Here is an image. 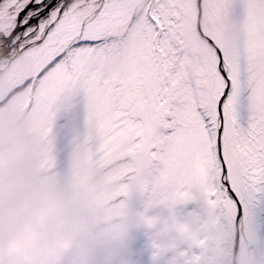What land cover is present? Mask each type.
<instances>
[{
	"label": "snow or ice",
	"instance_id": "obj_1",
	"mask_svg": "<svg viewBox=\"0 0 264 264\" xmlns=\"http://www.w3.org/2000/svg\"><path fill=\"white\" fill-rule=\"evenodd\" d=\"M254 5L264 14V0ZM193 6L189 42L165 0H0V62L26 56L32 69L0 92V108L28 90L24 115L52 159L56 106L82 91L93 135L75 155L116 202L169 192L175 211L202 199L235 229L264 193V55L201 22L235 15L236 0Z\"/></svg>",
	"mask_w": 264,
	"mask_h": 264
},
{
	"label": "bare ground",
	"instance_id": "obj_2",
	"mask_svg": "<svg viewBox=\"0 0 264 264\" xmlns=\"http://www.w3.org/2000/svg\"><path fill=\"white\" fill-rule=\"evenodd\" d=\"M165 4L170 10L178 9L183 15V19L177 25V30L189 42L194 41L195 37L191 33L197 21L195 8L192 7L193 11L191 12L188 9V11L183 10L174 2L170 4L166 2ZM243 9V0H236L235 15L229 17L223 16V19L220 18L219 22H216L218 21V17L216 16V21L213 18L211 26L219 31L220 29L227 28L229 29L228 32L231 30L240 33L238 22L241 19ZM201 22L204 24L206 22L210 23L207 19L201 20ZM241 37L240 49L245 53L246 47L254 41L243 35ZM21 57H17L15 61ZM9 65L0 62V74ZM27 94L28 90L17 94L4 107L0 108V152H5L11 148L15 138L24 130L18 127L19 124L23 123L28 131L39 132L43 137V143L40 145L38 152L39 158L45 167L49 169V175H55L57 184L56 196L72 208L75 215L80 216L83 211L82 205L95 199H103L108 203L109 207L105 221L107 219H112L113 221L119 219L127 224L126 215L134 213L138 209H150L151 214L158 218V223L152 227L128 228L124 238L121 239L113 238L105 233L103 230L104 221H101L99 223H90L85 230V236H95L102 242H106L105 252L116 264H119L122 260L128 261L129 264H156L152 263V261L159 258L157 257L159 250V248L157 249V244L161 246V244L166 242L160 231L158 232L157 230L165 224L169 217L168 212L171 211V199L167 202L168 204L152 206V201L159 198L158 194L160 192H157L141 196L133 195L118 203L115 200L116 193L99 184L97 179L99 175L93 176L87 173L86 169L91 164L75 155L77 150H82L87 146L85 142L93 135V129L87 117V101L82 91L73 90L65 93L56 106V115L50 136L53 152L51 154L52 159H49L47 154L48 139L24 115L23 108L26 107L24 97ZM32 173L33 167L31 163L28 160L22 162L16 172V176L21 180V184L7 193L4 191V180L0 177V229H3L5 226L8 208L21 192L27 188ZM71 181L78 182L80 187L78 189L74 188ZM174 212L177 222L182 225L192 224L196 227L203 226L208 217L213 214L206 208L202 199H194L185 205L177 207ZM222 219L227 232L229 234H236L234 251L236 254L238 250V263L242 264L243 262V264H246L245 253L247 243L243 232L240 235L238 234V231L241 230L240 221L237 222L234 229L230 221ZM166 227L168 228L169 226ZM223 234V232H220L209 236L207 239H203L198 245L195 258L190 259L192 264H205L206 261H211L212 264H215V260L218 257L217 246L219 238ZM240 238L241 241L244 240L242 244ZM147 250H151L150 253L154 252L151 257L146 255ZM186 258L187 255L184 252H180L173 255L171 260H167L166 264H182L181 261Z\"/></svg>",
	"mask_w": 264,
	"mask_h": 264
},
{
	"label": "clouds",
	"instance_id": "obj_3",
	"mask_svg": "<svg viewBox=\"0 0 264 264\" xmlns=\"http://www.w3.org/2000/svg\"><path fill=\"white\" fill-rule=\"evenodd\" d=\"M243 4L239 30L241 35L254 41L246 47L245 53L264 55V39L260 38L264 32V14L256 11L254 0H243ZM18 127L24 130L11 148L0 152V177L4 180L5 193L20 186L16 172L22 162L28 160L33 173L27 188L6 212L5 226L0 229V264H116L105 252L106 242L85 236L90 223L104 221V232L121 239L128 228L152 227L158 223L150 209H138L126 215L127 224L119 219L105 221L109 206L103 199L83 204L82 214L75 215L73 209L56 196L55 175H49V169L39 158L43 137L39 132L28 131L23 123ZM86 171L93 176L100 174V169L92 164ZM71 184L74 188L80 187L76 181ZM158 196L152 206L166 204L171 199L169 192H160ZM220 232L224 234L219 238L215 264H233L230 250L234 234L227 232L222 217L217 214L210 215L201 227L174 222L161 229L164 240L176 248L196 247L203 239ZM119 264L129 262L122 260ZM253 264H264V255L254 257Z\"/></svg>",
	"mask_w": 264,
	"mask_h": 264
},
{
	"label": "rangeland",
	"instance_id": "obj_4",
	"mask_svg": "<svg viewBox=\"0 0 264 264\" xmlns=\"http://www.w3.org/2000/svg\"><path fill=\"white\" fill-rule=\"evenodd\" d=\"M166 2L168 4L172 2L177 3V5L185 11L189 10L192 12L194 8L193 0H165V3ZM216 16L218 17V21H216L215 19ZM213 18L216 22H219L220 18L223 19V15L208 14L206 15V17L204 16L203 18H201V20L204 21L205 19H207L208 21H210V23L206 22V24L212 27L211 23H213ZM226 29H220V32L224 34L225 43L230 47H238L240 49V45L242 42L241 34L236 31H231V30L230 32H228L229 29L227 30ZM260 38L264 39V32L261 33ZM17 74H22L24 77H27L28 75L32 74L31 61L28 57L22 56L21 58L17 59L13 63H11L4 72L0 74V92L6 93L10 89L11 81ZM171 211L168 212L169 217L167 218V221L165 222V224L160 227L161 229L163 227L167 228L166 226H171L174 222H177L174 216L175 212L174 211L171 212ZM240 223H241V230L238 231V234L240 235V233L243 232L244 239L246 240V243H247L246 253H245L246 264H253L254 257L264 255V193H257L255 198L251 202H249L246 208V215L245 217H242L240 219ZM160 228H158L157 231L158 232L160 231L161 233ZM249 233L253 237V239L251 240L247 238V235ZM236 238H237L236 234H234V239H233L231 250H230L231 256L233 258V264H239L238 263V255H239L238 250L236 254L234 251V247L236 246L235 244ZM238 241H239V237H238ZM240 242H241V238H240ZM157 245H158L157 249L159 248L157 257L159 258H156V259L154 258L155 260L153 259L154 261H152V263L154 262L156 264H159V263L166 264L167 260H171L173 258V255L180 253V252H184L187 255V258L185 260H182L181 263L182 264H190V263L192 264L190 259L195 258L196 253H197L196 250L198 249V246L192 247L190 249L187 247L176 248L174 244L166 243V242L161 244V246H159L160 244H157ZM164 250L166 251L164 252ZM150 251L151 250H147L146 252V255H148L149 257H151L152 254L154 253L153 251L150 253ZM190 253L191 255H189Z\"/></svg>",
	"mask_w": 264,
	"mask_h": 264
}]
</instances>
